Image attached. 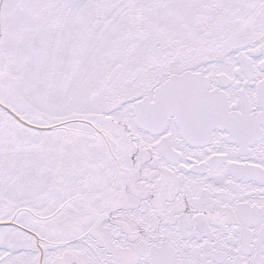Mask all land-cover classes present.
Here are the masks:
<instances>
[{
  "label": "snow or ice",
  "instance_id": "1",
  "mask_svg": "<svg viewBox=\"0 0 264 264\" xmlns=\"http://www.w3.org/2000/svg\"><path fill=\"white\" fill-rule=\"evenodd\" d=\"M0 264H264V0H0Z\"/></svg>",
  "mask_w": 264,
  "mask_h": 264
}]
</instances>
